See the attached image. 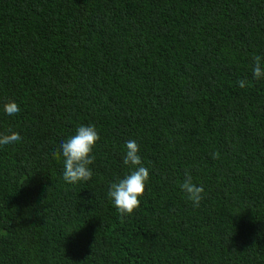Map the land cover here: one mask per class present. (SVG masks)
<instances>
[{
    "label": "trees",
    "instance_id": "1",
    "mask_svg": "<svg viewBox=\"0 0 264 264\" xmlns=\"http://www.w3.org/2000/svg\"><path fill=\"white\" fill-rule=\"evenodd\" d=\"M255 55L264 0H0V133L22 137L0 146V264H264ZM82 124L93 176L68 183L53 153ZM131 139L150 176L121 216L107 191Z\"/></svg>",
    "mask_w": 264,
    "mask_h": 264
},
{
    "label": "clouds",
    "instance_id": "2",
    "mask_svg": "<svg viewBox=\"0 0 264 264\" xmlns=\"http://www.w3.org/2000/svg\"><path fill=\"white\" fill-rule=\"evenodd\" d=\"M253 77L257 80L264 78V63L262 57L255 55L253 58ZM241 88L247 84L246 79L238 80ZM4 112L9 116H14L20 112L19 105L14 100H8L3 104ZM22 139L19 132L11 128L7 132L0 133V146L14 144ZM100 140V135L95 125H80L76 133L61 141L59 149L53 156L59 159L64 157L63 178L68 183L88 181L93 176L90 165L95 162L93 149ZM126 153L123 163L134 166L124 178L110 184L107 196L112 201L117 212L121 215H130L140 206V197L144 194L146 184L149 181V169L142 165L139 155L140 146L136 140L131 139L125 143ZM213 159H218L219 154L213 153ZM138 166V167H137ZM181 190L187 194V198L193 202L194 207H199L204 199L203 185L193 182L192 175L185 171L184 180L180 184Z\"/></svg>",
    "mask_w": 264,
    "mask_h": 264
}]
</instances>
